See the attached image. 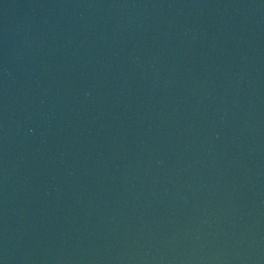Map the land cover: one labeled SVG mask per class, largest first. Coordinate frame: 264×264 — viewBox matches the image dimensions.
Returning a JSON list of instances; mask_svg holds the SVG:
<instances>
[{
	"label": "water",
	"instance_id": "water-1",
	"mask_svg": "<svg viewBox=\"0 0 264 264\" xmlns=\"http://www.w3.org/2000/svg\"><path fill=\"white\" fill-rule=\"evenodd\" d=\"M0 264H264V0H0Z\"/></svg>",
	"mask_w": 264,
	"mask_h": 264
}]
</instances>
